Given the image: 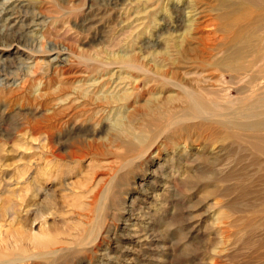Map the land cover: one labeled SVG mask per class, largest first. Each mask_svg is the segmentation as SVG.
<instances>
[{
    "label": "rangeland",
    "instance_id": "rangeland-1",
    "mask_svg": "<svg viewBox=\"0 0 264 264\" xmlns=\"http://www.w3.org/2000/svg\"><path fill=\"white\" fill-rule=\"evenodd\" d=\"M185 2L0 0V264H264V157L180 155L222 141L213 124L139 158L160 133L143 106L188 109L182 88L227 106L247 81L220 65L217 0L182 40Z\"/></svg>",
    "mask_w": 264,
    "mask_h": 264
},
{
    "label": "bare ground",
    "instance_id": "bare-ground-1",
    "mask_svg": "<svg viewBox=\"0 0 264 264\" xmlns=\"http://www.w3.org/2000/svg\"><path fill=\"white\" fill-rule=\"evenodd\" d=\"M198 3L199 0H186L182 6L175 3L170 8L173 14L183 12L186 16L185 34L182 35V40H185V35L195 34L200 28L202 17L200 10L196 8ZM214 10L216 21L221 23L223 32L230 35L228 41L222 46L220 65L224 72L233 77L245 76L247 78L240 89L242 96L235 104L222 106L213 100L216 99L215 95L211 94L212 99L210 100L207 98L208 91L196 93L191 89L182 88V97L176 101L183 103L182 106H188V109H178L173 112V116L168 112V114L161 115L160 110L164 109L163 105L166 104L152 109L148 105L143 106L146 110L144 114L147 116L148 129L153 130L154 128L156 133L157 131L160 133L151 148L143 151L139 158H144L160 140L166 142L167 134L174 128L184 125L182 130L186 132L197 128L200 135V131L212 129L213 124L218 129L215 134H220L222 141L218 137H203L201 134L200 138L204 139L203 144L199 143L193 148V153L190 155L184 147L180 155L191 156L193 161H196V158L214 161L223 150L221 144L232 140L236 144L240 143L247 147L254 154L264 157V20L260 23L248 19L243 20V16L248 11L263 13L264 0H217ZM164 20L165 17H162V21ZM167 74L164 72L163 75L167 76ZM182 98H185V103L181 101ZM165 115L169 116L164 117ZM170 118L171 121H169ZM210 142H212V148L209 146ZM177 146L181 147L178 144ZM170 161L172 163L173 155ZM9 264L12 262L10 261Z\"/></svg>",
    "mask_w": 264,
    "mask_h": 264
}]
</instances>
